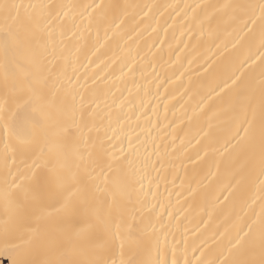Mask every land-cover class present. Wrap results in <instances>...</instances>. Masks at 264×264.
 Listing matches in <instances>:
<instances>
[{"label":"snow or ice","instance_id":"obj_1","mask_svg":"<svg viewBox=\"0 0 264 264\" xmlns=\"http://www.w3.org/2000/svg\"><path fill=\"white\" fill-rule=\"evenodd\" d=\"M162 7L180 17L193 52L215 47L224 58L223 68L216 52L189 60L203 59L199 69L216 81L201 97L198 131L187 140L189 207L203 213L199 243L191 245L176 238L179 215L164 204L157 211L135 188L139 135H129L119 158L114 151L136 101L143 109L152 95L150 84L159 96L157 66L172 27L164 21L157 44L152 21L160 24ZM257 36L259 46H249L238 67L224 55L229 43L235 49ZM113 77L123 89L112 90ZM225 89L231 98L209 116L215 103L207 112L203 105L213 95L223 100ZM221 114L229 119L214 123ZM0 198V257L9 264H264V0H0ZM53 204L61 213L54 223L44 211Z\"/></svg>","mask_w":264,"mask_h":264},{"label":"bare ground","instance_id":"obj_2","mask_svg":"<svg viewBox=\"0 0 264 264\" xmlns=\"http://www.w3.org/2000/svg\"><path fill=\"white\" fill-rule=\"evenodd\" d=\"M24 2H28V0H24ZM33 2H40V0H33ZM66 2L92 3L93 0H66ZM103 2L105 4L119 3L122 5L151 3L161 6L177 4L182 6L195 3L218 4L229 2V0H103ZM231 2H243V0H231ZM161 11L164 12V16L157 17L160 20V24L157 25L155 21H152L153 27L158 28L159 39L156 40L157 44H159L160 39H165L164 28L167 25L164 24V21L167 20L168 25H172V27L169 28L167 42L163 45L164 52L163 60L161 61L163 68L157 66L160 82H163L159 88V96L156 95L157 88L155 83L150 84L152 95L144 97L145 107L143 109L139 107L140 101H136L137 106L134 109L135 114L132 116L131 127L126 128L125 132L120 134L119 139L114 141L116 145L114 151L117 158H119L121 147L125 151L128 150L129 135L134 140L135 136L139 135L140 139L135 141L134 146L139 150L136 162V179L140 183H137L135 188L147 194V200L157 206V211L161 210L160 204H164L168 206V210L179 215V232L176 238L177 240L187 239L189 245H191L193 242L199 243V233L195 229L203 213L198 208L189 207L191 200L188 199V180L191 178L192 166L188 163L186 155L190 154L192 149L187 146V140L198 131L196 121L201 113V108L199 107L201 97L207 96L209 89L215 87L216 81L205 77L202 74V70L199 69L203 59L191 65L189 60H196L201 54L206 59L207 56L216 52L219 57L218 63L223 68L224 58L220 56L215 47H213L211 52L207 51L206 47L193 52L191 45L195 44V41H189L187 34L182 35L184 30L180 27L182 23L180 17H177L171 9L165 11L162 7ZM170 12L172 13V18H169ZM144 36L147 37V33ZM153 38L155 39V37ZM101 40L103 41V33H101ZM232 43H229L228 51L224 55L229 56L234 61L235 66L238 67L246 58L249 46L252 47L253 51L259 46V38L257 36L254 40H246L237 45L235 49L232 48ZM169 44L171 48H169ZM185 44H189L190 47L185 49ZM182 49L183 51H181ZM145 51H147L146 48ZM156 51V48L152 49V52ZM151 55V53L148 54L149 59ZM177 55H179V61H177ZM84 63H87V61H84ZM180 65H183V67H180ZM181 72L184 74L181 75ZM118 75L119 73L116 74V76ZM168 77H171L170 81H167ZM137 78L139 79V74H137ZM113 80L116 82V87L112 88L113 91H116L117 87L124 88L123 82L117 80L116 77H113ZM128 87H132V85L128 84ZM227 91L225 89L224 92L220 93L223 100L213 95L212 99L203 105V111L207 112L208 106L213 103H215L216 107L213 112L208 113L209 116L223 109L226 106V102L231 98L230 93L225 95ZM217 92H219V89H217ZM127 95L128 93L125 91V96ZM165 105H167V112L165 111ZM165 114L167 119H165ZM149 119L151 124H149ZM199 119L202 121L205 118L199 116ZM228 119V115L221 114L214 123L222 124ZM190 121L192 122L191 126L189 124ZM137 124H139V127H137ZM87 134V129H85V135ZM182 139L185 141L184 145H181ZM173 141H175L174 144ZM164 146H167V149ZM174 148L176 149L175 151H173ZM185 165L188 168L187 175ZM186 200H188L187 203L185 202ZM59 207L58 204H53L44 210L46 216L49 213L51 214L48 217L50 222L54 223L56 218L61 215ZM3 215V200L0 198V220L3 219ZM204 218L206 219L207 217L205 216ZM165 219H167L166 215ZM176 223L177 221L173 220V225H176ZM189 255L191 256V252ZM0 264H9L6 256L0 257Z\"/></svg>","mask_w":264,"mask_h":264}]
</instances>
